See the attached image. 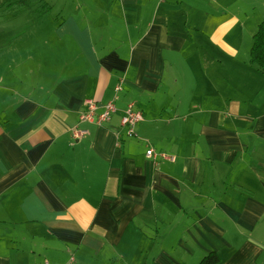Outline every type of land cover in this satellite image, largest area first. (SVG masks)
Returning a JSON list of instances; mask_svg holds the SVG:
<instances>
[{"label":"crops","instance_id":"0c3cea01","mask_svg":"<svg viewBox=\"0 0 264 264\" xmlns=\"http://www.w3.org/2000/svg\"><path fill=\"white\" fill-rule=\"evenodd\" d=\"M42 1L0 45V264H264V0Z\"/></svg>","mask_w":264,"mask_h":264},{"label":"trees","instance_id":"16d2710c","mask_svg":"<svg viewBox=\"0 0 264 264\" xmlns=\"http://www.w3.org/2000/svg\"><path fill=\"white\" fill-rule=\"evenodd\" d=\"M35 19H40L49 14L51 7L42 0H0L2 13L16 12L20 9H31ZM249 64L264 73V20L258 25L252 37L249 51ZM220 259L215 252L205 255L198 264H219Z\"/></svg>","mask_w":264,"mask_h":264},{"label":"built area","instance_id":"2783aa9c","mask_svg":"<svg viewBox=\"0 0 264 264\" xmlns=\"http://www.w3.org/2000/svg\"><path fill=\"white\" fill-rule=\"evenodd\" d=\"M120 90H121L120 86H117L115 88V92H118ZM83 108L86 111L80 114L79 116L80 124L88 123L96 126H101L102 124L109 122L112 114L115 112L114 101L108 102L104 106H102V111L99 114H96V105L89 100H85L83 102ZM142 121H143V116L141 112L134 110L133 106L129 105L124 111L120 124L123 128H125V134L128 137H133L136 126ZM86 135H87L86 130L74 128L71 131V137L74 141H78L84 138ZM159 155L165 158L163 155L161 154ZM159 155L154 154L152 150H148L146 152V156L152 159H156V157H159ZM41 264H49V263L44 261Z\"/></svg>","mask_w":264,"mask_h":264},{"label":"rangeland","instance_id":"374dc122","mask_svg":"<svg viewBox=\"0 0 264 264\" xmlns=\"http://www.w3.org/2000/svg\"><path fill=\"white\" fill-rule=\"evenodd\" d=\"M261 2L257 1L255 2V5L257 6L258 12L256 13L255 17L258 18L262 13H260V6ZM3 9H0V13ZM31 9H20L16 12H10L7 14H0V32H2V35H0V45L5 44L6 42L10 41L9 39H12L14 35L17 33H20L22 30L25 31L27 29L32 28L34 25L37 24L38 20H35L32 17ZM43 23V26H45L48 21ZM256 30L255 27L251 26L249 28V32L252 33ZM23 43H26L23 41ZM30 44V43H27Z\"/></svg>","mask_w":264,"mask_h":264}]
</instances>
